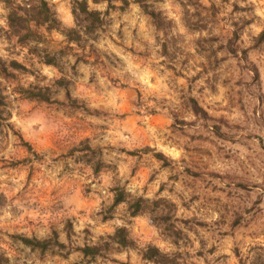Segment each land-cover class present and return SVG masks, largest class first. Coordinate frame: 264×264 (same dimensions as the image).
I'll list each match as a JSON object with an SVG mask.
<instances>
[{"label":"rangeland","instance_id":"1","mask_svg":"<svg viewBox=\"0 0 264 264\" xmlns=\"http://www.w3.org/2000/svg\"><path fill=\"white\" fill-rule=\"evenodd\" d=\"M126 1L101 11L107 10L106 25L84 49L43 29L38 45L21 47L0 26V153L10 136L19 145L14 158L0 155V175L11 181L23 174L35 185L45 172L55 176L46 194H34L36 203L25 208L17 231L0 237V264H12L13 253L26 254L32 264H264V142L244 135L245 106L256 99L251 84L264 78V20L249 14L257 5L246 3L241 16L240 0H178L182 17L161 20L157 28L136 11L140 0ZM0 7L6 22L4 0ZM157 60L183 89L174 114L139 108L126 75L131 70L147 80L156 74ZM160 86L159 79L152 85ZM28 91L51 102L29 98ZM192 102L205 114L196 115ZM14 104L23 120L62 118L90 156L66 161L67 150L51 144L56 157L39 158L4 118ZM121 135L133 145L124 147ZM161 147H179L184 155L165 158ZM117 189L128 202L143 199L142 211L131 216L127 203L114 206ZM6 203L0 194V213L8 211ZM214 211L218 221L211 220ZM121 227L132 242L126 248L109 239ZM29 236L50 245L32 249L21 241ZM84 246H97L100 254L84 257L76 251ZM148 248L161 255L145 261Z\"/></svg>","mask_w":264,"mask_h":264},{"label":"clouds","instance_id":"2","mask_svg":"<svg viewBox=\"0 0 264 264\" xmlns=\"http://www.w3.org/2000/svg\"><path fill=\"white\" fill-rule=\"evenodd\" d=\"M52 4L57 5L56 13L57 18L61 21L62 25L69 29H77L78 17H83L86 13H92L93 11H102L107 8V2L103 5H97L93 0H51ZM187 4V0H184ZM257 5V10L250 15L259 16L261 20H264V0H240L241 4V16L246 14L244 12L245 4ZM159 4V8L157 5ZM86 10L82 11L81 9ZM136 11L140 15H157L160 20L167 23L168 21L179 20L184 12L178 4V0H140L135 5ZM231 10V9H229ZM3 8L0 7V12ZM195 9L189 10V15ZM0 26L7 27L4 19H0ZM83 33L78 31V36H82ZM5 55L3 48L0 47V56ZM156 74L149 76L146 80L143 75L134 74L131 70L126 73L127 77L131 81V87L137 93L135 103L139 108L147 110L151 107L153 110L156 108L166 109L172 111L178 108L181 103V97L179 93L183 89L179 86L175 78L167 70H161L159 68V60L156 61ZM44 75L51 78V73L45 69ZM159 79L161 86L159 88H153L152 85ZM251 87L255 89L253 95L255 96L254 103L246 104V117L244 135L245 137H251L256 144L264 142V78L258 77L252 82ZM13 97L14 94L10 93ZM222 106L224 105L223 97L217 98ZM51 102V98L49 101ZM88 107L87 105H85ZM15 110L8 109L11 115L5 114V120L8 125L12 126L15 130L16 136L25 141L31 146L33 153L38 151L39 158H47L49 161L56 157V152L53 151L51 144H55L60 152L67 150V160L75 162L78 158L90 156L89 146L85 143H81L78 139L74 138L71 133V128L67 125L62 118L52 120L49 123L46 118L41 122L38 120H23L20 115V108L15 106ZM256 109V114L253 115L251 109ZM235 111V110H234ZM144 114V113H140ZM165 114V113H161ZM110 115V114H109ZM121 143L124 147L133 145V141L126 136L121 135ZM19 145H16L15 140L9 137L7 142V148L4 149V153L8 155L6 160H10L16 156ZM11 150V151H9ZM159 152L165 157L175 161L181 160L184 153L179 147L173 148L170 152L166 148L161 147ZM4 153H0L3 155ZM243 159V158H242ZM45 168H48V164H45ZM74 169L66 168L63 172H67L72 179L76 177L72 176ZM55 179V176H48L47 172L40 177V183L38 185L31 184L30 179L23 174H16L12 177L11 181L7 180L6 175H0V194L5 197L7 203L5 207L8 211L0 213V237L6 238V234L16 232L18 225L24 221L25 208H31L35 203L34 194L39 192L40 194H46V189L49 187L51 181ZM63 185H58L54 188V192H61ZM70 195L71 190L64 193ZM264 203V202H262ZM220 214L218 211H214L211 216L212 221H218ZM19 235H25L20 232ZM28 239H32L30 236ZM44 241L40 237H36L33 241V245L36 247H42ZM3 244H0V248ZM8 259L12 264H32L31 259L26 254H11Z\"/></svg>","mask_w":264,"mask_h":264},{"label":"trees","instance_id":"3","mask_svg":"<svg viewBox=\"0 0 264 264\" xmlns=\"http://www.w3.org/2000/svg\"><path fill=\"white\" fill-rule=\"evenodd\" d=\"M121 1L123 5L127 4L126 0H106L107 7H110L112 2ZM97 5L104 4L105 0H93ZM6 8L8 10L6 16V24L9 29L8 35L9 38H14L16 44L21 47H29L31 44L38 45L42 39L40 30L43 29L45 32L57 31L63 34L66 38L67 43L73 44L79 48H85L86 42H94L97 38V33L103 31L106 22H105V13L101 11H93L92 13H86L83 17H78L77 19V29H67L64 30L61 26L60 20L57 18V13L53 10L52 5L49 0H4ZM123 6L121 7V9ZM82 11H85L83 8ZM154 22L155 27L160 28L161 20L159 16L153 14L148 15ZM78 31L82 32V36H78ZM36 47H33L35 50ZM46 64L52 65L53 62L51 59L45 61ZM13 67H19L16 62H11L10 64ZM68 95V94H67ZM28 97L37 99L43 102L49 101L48 98L43 94H36L34 92L28 91ZM68 97V96H67ZM2 100L0 98V106H2ZM192 110L198 115V113H203V110L195 103L192 102ZM157 157H161L160 154H157ZM124 192L122 190H115V195L113 198V205H119L121 203H127L129 213L131 216H135L142 211V206L144 200L137 198L135 201L128 202ZM114 244L118 247H129L131 241L128 240L126 229L121 227L116 229L114 235L109 238ZM21 241L31 247L32 249L37 248L33 245L34 240L28 238H22ZM49 241H44L40 249H46L50 244ZM52 246H57L63 248V244L53 241ZM108 247V244H105ZM76 251L80 252L84 257L100 254V248L97 246L89 247L84 246L76 248ZM161 255L156 248H148L143 253V259L145 261L152 262L154 257ZM256 259H253L251 264H256Z\"/></svg>","mask_w":264,"mask_h":264}]
</instances>
